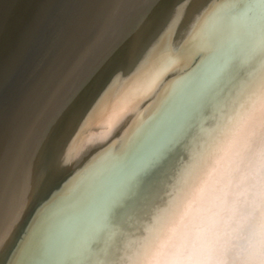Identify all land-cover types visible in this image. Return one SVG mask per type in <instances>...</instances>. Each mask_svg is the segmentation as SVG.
<instances>
[{
	"label": "bare ground",
	"instance_id": "1",
	"mask_svg": "<svg viewBox=\"0 0 264 264\" xmlns=\"http://www.w3.org/2000/svg\"><path fill=\"white\" fill-rule=\"evenodd\" d=\"M164 1L171 2L14 3L10 51L0 55V264H23L37 232L57 219L30 264H105L104 252L89 244L108 241L116 230L133 250L141 242L158 244L161 259L191 258V235L200 241V258L208 260L241 259L258 241L264 225L259 143L238 162L248 138L264 129V103L241 120L243 102L232 114L227 108L240 95L233 87L217 105V117L205 121L211 125L191 138L201 111L214 106L222 84L230 82L225 69L198 73L121 166L103 171L124 156L131 134L173 82L210 54V37L218 39L216 52L225 48L222 34L237 27L239 18L236 9L228 11L243 2L176 0L161 25L170 26L163 30L168 39L160 35L155 42L148 20L158 17ZM3 18L9 27L12 21ZM159 41L161 50H153ZM233 131L235 139L226 146ZM161 152L170 154L156 166ZM179 155L186 161L177 163ZM91 168V176L100 171L97 180L87 177ZM73 185L62 212L51 219L59 209L48 211L47 199ZM85 186L89 194L73 205Z\"/></svg>",
	"mask_w": 264,
	"mask_h": 264
},
{
	"label": "water",
	"instance_id": "2",
	"mask_svg": "<svg viewBox=\"0 0 264 264\" xmlns=\"http://www.w3.org/2000/svg\"><path fill=\"white\" fill-rule=\"evenodd\" d=\"M158 1L161 2V0H157V2ZM170 1L171 2L164 1L163 5L161 7H159L160 9L159 8L157 9V14H158L157 18L158 19L155 18V19H149L148 20L149 24H150V26L149 25L148 26H149V28L151 30V32H149V34L152 37H155V42H157L159 40L160 35H161V39L167 38L165 33H166V31H168L167 29L170 26L163 29V28H161V25H162V23L167 21V17H168L167 14L174 8V6L177 5L176 2L178 0L177 1L176 0H170ZM168 4H170V5H168ZM262 5H264V0H243V2L239 1L235 5V7L233 6L234 8L230 7L231 10H229L228 12L230 13V11H232L233 9H236V11L239 12V15H238L239 18L236 20L237 21V25H238L237 27H235L234 29H230V30L226 31V33L224 32L222 34L223 35L222 36L223 37V41L226 40L225 41L226 42L225 48H223L222 50L216 52V50L214 49V44L216 43V40H218V39H215L216 38L215 36H211L210 37L211 38V40H210L211 43L209 44L210 41H208V43L206 44L207 46L209 45V47L212 46V48L210 50V54H208V55L206 54L204 56H201L202 58L200 57V59L196 62L195 65L191 66L187 71L184 72L183 75H181L176 81L173 82L172 87L164 95V99H162L160 101V104L157 105L156 110L155 111L153 110L154 112L152 111V113L150 112L148 114L147 119L144 120L141 124H139L137 129L131 134L130 139L128 140V142L124 146V148H125V152H124L125 154H123L124 156H120V158L114 159L111 163H109V166L103 171H106L107 169L110 171L111 169H113V167H115V169H117V167H116L117 165L121 166V162H122L123 157H128L127 155H130L133 151H135L137 149V147L143 141V139L146 138L149 130L154 125V123H156V121L164 114V112L167 109V107L169 106V104L172 101L176 100V98L180 94V91L183 88L185 89L186 87H188V85H190L189 83L192 80H195V77L198 75V73L200 74L201 72H204V71H207V70H210V69H214V68H222V69H225V71H226V69H228V67L230 65L236 64V63L244 60L248 56L249 51L253 47H256L259 44H261L262 42H264V31L261 30L259 24L252 23L253 20H258L259 17L264 16V6H262ZM256 8H259V9H256ZM160 10H161V12H159ZM256 10H259V11H256ZM224 19L225 18L222 17L221 20L219 21V23L221 24L224 21ZM173 23H176V19L173 20ZM174 27H175V25L172 26V28H174ZM217 29L218 28L216 26V30ZM163 30H166L164 32V34H163ZM214 30H215V28H214ZM220 32L222 33V31H220ZM215 34H216V31H215ZM244 35H245V37H244ZM248 37H251V38L249 39ZM227 40H229V41L227 42ZM159 43H160V41L158 42L157 46L154 47L153 50H157V48L160 49ZM160 45H162V43H160ZM75 51L71 55V58L73 57V55H75L74 54ZM150 55H151V53H150ZM71 58L69 59V61L71 60ZM60 63L61 62H59L58 64H60ZM39 77H41V76L39 75ZM227 80H230V82H229L228 85H226L227 81L225 80L226 82L222 84L221 88L222 87H226V88H225V90L224 89L222 90L223 92L220 94V96H218L217 98L215 97L216 99H215V102H214V106L212 104L210 108L207 107L208 108L207 111H205V109L203 111H201V115H202L200 117L201 118L200 119L201 122L198 123L195 126L196 127V131H195V133L193 134V136L191 138L197 137L199 131H201L204 127H209L211 125L212 122L210 124L205 122V121H207L208 118H212V119L214 118L215 119L217 117V115H216L217 114V110H218L217 105L224 98L227 97V95L229 94L231 88L234 87L232 85V77H231V75L229 73H228ZM242 102H243V97L241 95H239L237 98H235V100H233L232 102H230L228 104L227 108L230 110L231 114L234 113L238 109V107L241 105ZM225 113H227V110L225 111ZM220 114H221V112H220ZM201 142H206V141L203 140ZM184 161H186L185 158L182 155H179L178 159H177V163H179V162L183 163ZM180 165L181 164H179V166ZM175 167H177V166H175ZM174 168L173 169L172 168L171 169L168 168L167 169L168 173H170L171 171H174ZM91 169L89 171L90 174L88 173L89 175L85 173L86 175H88L87 177H90L91 176V172L94 170V168L92 170ZM99 173H100V171L98 172V174H96L94 176H91V177H93V179L95 178V180H97L99 178V176H100ZM168 176H166L164 178V181H166L168 179ZM104 177H106V175L101 177V179L95 184V186H93L94 188H92V187L90 188V189H92L91 191H93V189L98 187V185H100V183L103 182ZM82 180H83V178H82ZM95 180H92V181L95 182ZM92 181L88 185H90L92 183ZM81 184H83V182H81ZM81 184H80V186H81ZM87 186H85L83 188V190L80 192L79 195L75 196L74 203H72L73 205L80 204V203H82L84 201V199L86 198L85 195H88L89 194L88 191H90V189H89L90 186L86 189L87 193L84 190ZM73 187H76V186H74V185L73 186H66V187L60 189L53 196H51L50 198L47 199L48 200L47 201L48 207L46 209H48V211H54V210L59 209L58 212H55V213H53L51 215V219H53L54 216L57 213L62 212L60 210H62L63 206L65 204H67V202L69 201V200H67V201L64 202V200L67 199L68 197L69 198L71 197V196H68V194L70 193V191L72 190ZM67 190H69V192H67ZM168 193L169 192H167L166 195ZM72 204H71V206H69V208L73 206ZM142 216H143V214L140 217H142ZM61 217H63V216H61ZM56 221H58V219ZM55 222H53V223H55ZM47 223L44 224L45 227H46ZM53 223L50 224L46 229L44 227L43 229H40L39 232H37L36 236L34 237V240L32 241V243L29 246L30 250L28 248V250H29V252L27 254L28 256L25 258V260H23V264H30L31 261L34 260L35 257L38 255L39 251H41V249L45 245L46 237H47V235L49 233V232L47 233V231L50 230V228L52 227ZM113 224H112V226H113ZM134 231H135V228H132V229L127 230L126 233H132ZM22 242L23 241H21L19 245H21ZM26 248H27V246H26ZM25 250H24V252H25Z\"/></svg>",
	"mask_w": 264,
	"mask_h": 264
},
{
	"label": "snow or ice",
	"instance_id": "3",
	"mask_svg": "<svg viewBox=\"0 0 264 264\" xmlns=\"http://www.w3.org/2000/svg\"><path fill=\"white\" fill-rule=\"evenodd\" d=\"M252 23L259 24L261 30L264 31V16L259 17L258 20H253ZM180 54V52H176L173 55ZM226 71L232 77V85L236 92H239L243 97L245 111L240 119L246 120L261 103H264V42L253 47L244 60L230 65ZM234 139L235 131L227 138L226 146H231ZM182 143L183 141H178L175 147L179 148ZM257 143L261 146L260 188L262 202H264V129L257 130L248 138L238 164L242 165L244 163L243 152L254 151ZM169 154L170 152H161L153 160V164L156 166L162 165L168 159ZM121 207L122 205H118L114 208V213H118ZM261 216L264 217V209L261 211ZM187 245L186 251L191 253V258L161 259L158 244L145 247L144 243L141 242L133 250L125 246L122 232L116 230L108 241H104L101 237L98 241L90 242L89 247L92 251L101 249L104 252L106 256L105 264H264V225L261 226L258 241L248 247L241 259L208 260L200 258L198 252L200 241L194 235L187 237Z\"/></svg>",
	"mask_w": 264,
	"mask_h": 264
},
{
	"label": "rangeland",
	"instance_id": "4",
	"mask_svg": "<svg viewBox=\"0 0 264 264\" xmlns=\"http://www.w3.org/2000/svg\"><path fill=\"white\" fill-rule=\"evenodd\" d=\"M19 1H21V0H0V55L1 54L3 55L4 52L7 53L10 51L9 49L6 48L7 43H9L7 40L8 39L7 37L10 35V31L13 30L12 29L13 23H14V21H16V20H14V18L17 19V17L15 16V13L13 12V9L15 7L14 3L19 2ZM3 17H7L8 20L10 19L12 21V23L10 24L9 27L4 24L5 19ZM47 43H48V39H47ZM29 44H30V40L28 41L27 45H29ZM27 72L28 71H26V73H24L23 75H25V74L27 75ZM28 75H29V73H28Z\"/></svg>",
	"mask_w": 264,
	"mask_h": 264
}]
</instances>
